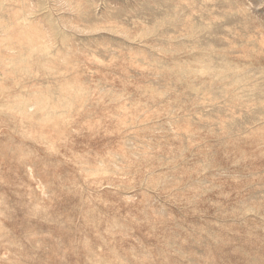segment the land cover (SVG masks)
Listing matches in <instances>:
<instances>
[{
  "label": "rangeland",
  "instance_id": "obj_1",
  "mask_svg": "<svg viewBox=\"0 0 264 264\" xmlns=\"http://www.w3.org/2000/svg\"><path fill=\"white\" fill-rule=\"evenodd\" d=\"M0 264H264V0H0Z\"/></svg>",
  "mask_w": 264,
  "mask_h": 264
}]
</instances>
